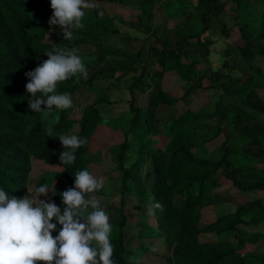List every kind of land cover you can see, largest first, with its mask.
Here are the masks:
<instances>
[{"label":"trees","instance_id":"obj_1","mask_svg":"<svg viewBox=\"0 0 264 264\" xmlns=\"http://www.w3.org/2000/svg\"><path fill=\"white\" fill-rule=\"evenodd\" d=\"M257 2L259 8L254 11V17L258 30L254 49L264 54V0ZM102 12L104 8L98 5L86 10L82 21L85 27L74 30V36L95 42L111 35L118 36L112 17ZM51 15L50 0H0V188L17 198L29 193L30 175L36 164L33 160L46 165L60 164L59 156L64 149L59 136L77 135L88 142L89 133L99 121L93 105L86 106L79 119L69 118L72 107L65 110L54 108L46 118L28 109L29 97L25 90L28 79L25 73L47 59L45 51L53 47H75L87 70L89 67L81 45L65 40L59 27L50 29L48 20ZM207 30L209 27L206 26ZM49 34L53 38L51 42L46 41ZM153 64L165 72L183 71L190 81L197 76L198 83L195 86H202L204 75L196 73L197 60L186 63L176 56L165 63L158 61ZM250 70L261 74L262 81L240 84V79H229L231 89L222 91L220 101H227L225 117L234 131L233 134L226 133L227 139L222 144L225 153L219 160L196 155L201 148L197 143L198 132L206 126L203 108L186 109L174 114L168 126L170 133L167 142L161 144L155 139L154 109L156 102L168 101V98L162 92L152 91L147 95L145 105L138 106L130 102V117L125 123L127 132L139 141L136 158L129 167H124L122 161L127 142L112 149H118L121 197H135L142 202V206L151 208L156 218L154 224L134 218L136 221L131 226L137 229L135 233L128 231L126 218L111 224L114 231L110 238L114 264H149L144 260L149 251L141 247L133 249L130 244L133 240L144 243L143 240L152 242L154 239L163 242L169 252L158 257L163 264H226L227 254L221 253L214 242H201L199 236L205 234L220 238L228 233H236L239 225L249 227L259 222L257 215L260 212L264 214V206L255 201L251 203L254 207L241 206L214 222L202 224V210L214 205L213 192L220 188L219 182L213 177L221 168L224 167L223 174L234 185L264 191V128L260 125L252 129L238 126V122H243L245 126L246 123H264V111L253 108L249 102L260 89H264V74L252 65ZM102 74V71H94L84 84L91 87L94 78ZM80 79L73 77L58 84L57 93L73 95L79 92L84 85H78ZM180 101L185 102L186 97L180 98ZM206 107L212 112L219 110L217 103H209ZM48 128L52 129L50 137ZM239 146L259 150V160L246 167L240 165L238 160L245 156ZM87 152L85 148H78L75 162L63 165V170L52 178L55 194L52 193L50 201L61 209V194L74 186L76 172L88 167ZM144 166H147L145 171ZM43 180V177L40 178L38 184H42ZM146 182H151L152 186L146 188ZM177 201H181V204H177ZM156 204L162 207H154ZM135 225H139L138 228ZM58 231L59 225L52 235L56 236ZM257 239V235H247L246 240L239 239V246L242 248L247 243H256ZM237 264H264V255L248 254L237 258Z\"/></svg>","mask_w":264,"mask_h":264},{"label":"rangeland","instance_id":"obj_2","mask_svg":"<svg viewBox=\"0 0 264 264\" xmlns=\"http://www.w3.org/2000/svg\"><path fill=\"white\" fill-rule=\"evenodd\" d=\"M95 5L104 8L102 14L113 19V26L118 36H108L101 41H92L76 37L72 43L81 45L84 60L88 63V78L96 72H103L94 78L91 87L84 84L81 78L78 85L82 90L70 95L73 101L69 118L79 119L86 106L93 105L99 116L95 129L89 133L90 139L82 148L87 149L89 161L87 170L104 184L96 193L101 206L109 215L110 224L127 219L128 231L135 233L134 224L138 218L154 224L156 214L135 197H121V171L118 169V149L113 148L124 141L127 149L123 158L124 167H129L136 158L139 141L127 132L126 120H129V104L133 101L138 106L147 103V95L152 91L162 92L168 101H158L154 109V126L157 130L155 139L161 144L167 142L168 126L171 117L186 109L203 108L206 126L198 132L197 143L200 149L196 154L201 158L219 160L225 150L222 144L226 133L233 134L234 128L225 117V101H220L223 90H230L229 79H240V84L262 81L259 73L250 70L252 65L264 74V54L254 49L257 43L255 35L258 26L254 11L259 8L257 0H93ZM209 30L205 31V27ZM53 40L51 34L46 41ZM180 56L184 62L197 60V75H204L201 87L197 76L187 80L183 71L165 72L153 63L171 60ZM108 71H113L110 73ZM262 76V75H261ZM87 78V79H88ZM86 79V80H87ZM225 79H227L225 81ZM230 92V91H229ZM186 97V101L180 98ZM250 105L264 111V89H260ZM217 103L219 110L209 111L207 104ZM212 115L211 118H209ZM206 118V119H205ZM264 123H251L246 126L238 122L239 128L252 129ZM242 157L238 163L243 166L254 164L261 152L253 147L239 146ZM246 150V153L244 152ZM34 161V162H33ZM30 175L28 197L34 195V187L47 183L54 187L52 180L55 174L63 170V165H46L33 160ZM147 166H144L145 171ZM34 170V171H33ZM224 167L213 178L220 188L213 192L214 205L202 210V224L214 222L238 207H254L251 203L259 201L264 206V191L245 189L234 185L231 179L223 174ZM42 184H38L40 178ZM254 185L249 183L248 185ZM152 186L146 182L145 187ZM48 196L40 200L50 201ZM181 204V201H177ZM136 220H135V219ZM256 225L245 227L239 225L237 232L228 233L220 238L213 235H200L201 242H214L221 253H226V264H237V258L248 254L264 255V214ZM136 226V225H135ZM139 226V225H137ZM136 226V227H137ZM127 228V227H126ZM138 228V227H137ZM258 236L256 243H247L242 248L239 239L246 240L247 235ZM114 231L110 235L112 238ZM144 243L133 240V249H147L144 260L149 264L162 263L160 255L169 254L163 242L157 239ZM136 252H133L135 254Z\"/></svg>","mask_w":264,"mask_h":264},{"label":"clouds","instance_id":"obj_3","mask_svg":"<svg viewBox=\"0 0 264 264\" xmlns=\"http://www.w3.org/2000/svg\"><path fill=\"white\" fill-rule=\"evenodd\" d=\"M94 7L93 0H50V29L59 27L65 40H74V30L85 27L82 21L86 10ZM44 55L46 60L25 73L28 109L41 113L42 118L54 108L73 106L69 93H57L58 84L73 77L88 78L77 48L53 47ZM47 133L50 137L52 129ZM58 139L64 149L60 164L72 165L75 151L87 142L86 138L60 135ZM103 184V178L87 169L77 171L74 186L61 194L62 209L39 199L49 192L55 194L47 183L34 187L32 197L23 198L10 196L0 188V264H114L112 225L96 195ZM58 225V234L53 236Z\"/></svg>","mask_w":264,"mask_h":264}]
</instances>
